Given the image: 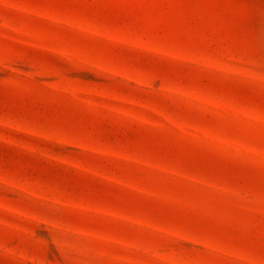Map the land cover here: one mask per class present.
Masks as SVG:
<instances>
[{"label":"rangeland","instance_id":"obj_1","mask_svg":"<svg viewBox=\"0 0 264 264\" xmlns=\"http://www.w3.org/2000/svg\"><path fill=\"white\" fill-rule=\"evenodd\" d=\"M0 264H264V0H0Z\"/></svg>","mask_w":264,"mask_h":264}]
</instances>
